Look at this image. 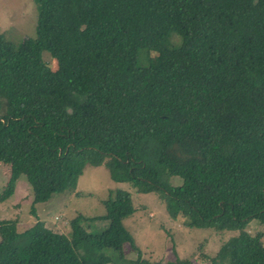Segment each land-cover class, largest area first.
I'll return each mask as SVG.
<instances>
[{"label": "trees", "instance_id": "trees-1", "mask_svg": "<svg viewBox=\"0 0 264 264\" xmlns=\"http://www.w3.org/2000/svg\"><path fill=\"white\" fill-rule=\"evenodd\" d=\"M33 2L34 36L0 35V203L21 176L43 204L103 166L185 227L236 233L211 264H264V0ZM131 196L97 232L0 221V264H192L124 258Z\"/></svg>", "mask_w": 264, "mask_h": 264}, {"label": "rangeland", "instance_id": "rangeland-1", "mask_svg": "<svg viewBox=\"0 0 264 264\" xmlns=\"http://www.w3.org/2000/svg\"><path fill=\"white\" fill-rule=\"evenodd\" d=\"M36 15L33 0H0V35L10 41L34 36ZM45 61L50 63L49 58ZM7 172V166L0 165V191L7 183ZM180 184V178H172L171 185ZM118 190L131 193L135 208V213L123 222L137 249L124 246L127 260L137 259L139 252V259L148 263L172 261L178 257L192 264H211L220 247L236 235L185 227L184 223L170 217L158 195H137L129 184L114 182L103 166H86L73 190L53 195L43 204H33L31 187L21 176L12 195L0 203V221L15 222L19 233L40 221L52 232L67 235L70 221L80 216L87 231L97 232L106 222L90 220L104 216L102 202ZM247 231L251 236L262 234L261 247L264 249V227L251 222Z\"/></svg>", "mask_w": 264, "mask_h": 264}]
</instances>
